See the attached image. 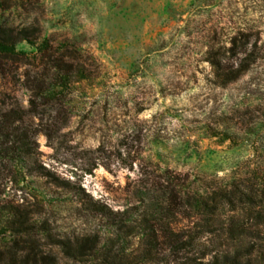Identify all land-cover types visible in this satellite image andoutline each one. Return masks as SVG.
Segmentation results:
<instances>
[{"label":"rangeland","instance_id":"rangeland-1","mask_svg":"<svg viewBox=\"0 0 264 264\" xmlns=\"http://www.w3.org/2000/svg\"><path fill=\"white\" fill-rule=\"evenodd\" d=\"M22 29L19 63L0 55V95L33 143L0 155V192L37 213L49 237L34 241L58 264L79 263L55 239L106 242L121 223L117 247L136 253L140 219L186 225L187 176L264 184V0H0V37ZM241 33L257 60L219 87L210 61L237 67Z\"/></svg>","mask_w":264,"mask_h":264},{"label":"trees","instance_id":"trees-1","mask_svg":"<svg viewBox=\"0 0 264 264\" xmlns=\"http://www.w3.org/2000/svg\"><path fill=\"white\" fill-rule=\"evenodd\" d=\"M240 35L244 39L237 41L234 37L230 48L234 55L240 51L245 54L237 67L218 59L210 61L219 87L239 79L257 60L256 43L246 50L251 34ZM21 40H31L27 29L0 37L1 57L19 63L20 54L14 47ZM49 88L45 90L52 92ZM32 92L37 95V91ZM5 97L4 93L0 95V155L28 158L32 137L19 128L24 110ZM29 105L36 111L35 100ZM39 169L36 174L47 177L42 172L45 168ZM194 183L185 177L179 191L187 224L177 229L172 212V221L163 225L140 219L131 227L141 236L136 253L117 247L116 238L124 229L121 223L113 225L114 233L106 242L98 235H85L55 239L51 248H57L62 258L79 264H264V184L237 179L207 183L200 189ZM96 210L103 212L99 207ZM36 214L27 206L13 204L0 192V264H58L52 249L44 252L34 241L36 235L49 237L45 228L37 227Z\"/></svg>","mask_w":264,"mask_h":264}]
</instances>
